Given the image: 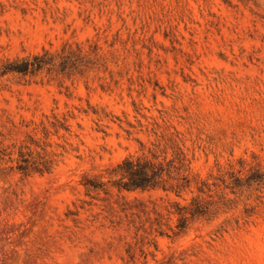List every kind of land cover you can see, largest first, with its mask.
<instances>
[{
	"label": "rangeland",
	"instance_id": "374dc122",
	"mask_svg": "<svg viewBox=\"0 0 264 264\" xmlns=\"http://www.w3.org/2000/svg\"><path fill=\"white\" fill-rule=\"evenodd\" d=\"M65 43L97 45L108 72L0 80V149L32 137L57 160L44 176L0 164V264H264V184L177 238L174 194L82 185L176 147L203 179L240 159L264 172V0H0V60Z\"/></svg>",
	"mask_w": 264,
	"mask_h": 264
},
{
	"label": "trees",
	"instance_id": "16d2710c",
	"mask_svg": "<svg viewBox=\"0 0 264 264\" xmlns=\"http://www.w3.org/2000/svg\"><path fill=\"white\" fill-rule=\"evenodd\" d=\"M108 70L101 50L93 44L65 43L56 49L44 48L39 53L0 60V80L11 76H18L26 82L40 78L61 86L65 82L74 84L77 80H88L92 74H106ZM109 73L113 82L112 72ZM115 84L118 85V82L115 81ZM109 87L107 83L101 85L103 90ZM93 114L99 115L98 112ZM54 119L56 123H52V127L56 135L61 131L70 132L66 119L63 122ZM43 133L46 134V129ZM39 148L37 142L29 137L16 152V158H13L10 148L0 149V164L11 163V168L24 176L49 175L57 165L56 156L43 148L38 151ZM192 162L193 158L183 147H176L169 157L161 158L155 154L129 156L100 174L84 175L82 185L88 196L109 195L111 190L119 193L162 190L174 194L181 200L173 203L171 212L177 220L171 231L173 237L177 238L184 236L196 221H211L220 211L228 214L237 209L232 206L235 199L230 196L238 198L254 185L259 187L264 184V172L242 159L238 162V171L231 170L214 178L210 175L207 179L193 173ZM250 217L251 211L246 209L241 220L247 222ZM241 220H235L236 225L239 226ZM230 224L231 221L226 220L222 230Z\"/></svg>",
	"mask_w": 264,
	"mask_h": 264
}]
</instances>
